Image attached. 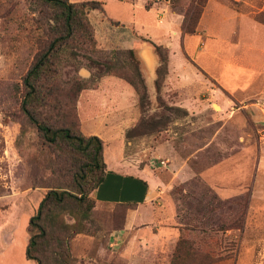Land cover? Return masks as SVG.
Here are the masks:
<instances>
[{"label":"rangeland","instance_id":"obj_1","mask_svg":"<svg viewBox=\"0 0 264 264\" xmlns=\"http://www.w3.org/2000/svg\"><path fill=\"white\" fill-rule=\"evenodd\" d=\"M178 1L177 9L186 12L191 0ZM213 1L215 32L205 34L204 43L189 41L191 49L207 48L199 56L206 70L198 68L210 88L191 99L189 109L178 92L164 90V82L156 80L152 90L146 83L137 94V115L119 132L120 150L104 144L108 162L119 158L148 167L164 181L152 206L155 219L125 228L124 208L96 201L87 214L66 211L67 223L78 231L68 244L72 264H171L181 237L192 252L189 264H264V0ZM54 16L55 9L39 0H0V264H37L26 256L29 219L49 189L73 186L79 168L80 155L65 141H45L21 110L23 78ZM90 21L98 27L97 44L75 41L71 53L62 55V81L83 77L85 70L90 78L108 64L131 77L137 66L144 77L137 53L132 58L120 47L121 35L115 33L106 48L104 31ZM161 47L154 48L158 77L169 55ZM111 76L122 79L102 78ZM62 108L42 109L43 115L54 121ZM65 112L77 129L70 110Z\"/></svg>","mask_w":264,"mask_h":264},{"label":"trees","instance_id":"obj_2","mask_svg":"<svg viewBox=\"0 0 264 264\" xmlns=\"http://www.w3.org/2000/svg\"><path fill=\"white\" fill-rule=\"evenodd\" d=\"M42 4L55 9L54 22L48 25V39L37 52L35 58L23 78V100L21 110L28 120L37 128L41 137L49 143L65 141L79 156V168L71 187H57L49 189L42 198L36 213L30 217L28 223L29 242L26 256L37 264H72L69 242L78 231L67 223L65 212L75 210L87 214L95 206V200L90 194L97 189L106 176L107 164L104 159V141L97 135L87 136L80 129L81 120L77 112V103L81 92L85 89L97 88V81L102 76L113 74L126 80L136 91L143 94L146 82L139 69L135 66V76L125 72L118 73L106 63L96 62L97 67L106 66L107 70H100L90 78L74 76L69 81H62V55H67L73 49L75 41L85 39L84 44H97L95 29L89 19V12L93 9L103 11L100 1L70 0H39ZM172 6L179 5L178 0H172ZM206 0H191L186 12L183 11L181 33L183 36L195 34L199 19L203 13ZM157 51L161 45L153 43ZM71 53V52H70ZM129 55L135 57L134 50H128ZM75 55V53L73 52ZM69 63V60H67ZM165 72L157 77L159 86L164 82V75L168 73V53L163 57ZM132 66L131 63L126 62ZM82 66L78 62L76 68ZM133 67V66H132ZM102 69V68H101ZM65 96L70 101L62 99ZM65 107V108H62ZM61 109L62 119L58 117L52 121L43 115L44 109ZM70 110L77 122H66V109ZM43 109V110H42ZM120 207V206H119ZM126 212L125 205H121ZM125 216V213H124ZM123 216V218H124ZM122 218V221H123ZM245 223V222H244ZM240 226L241 230L244 228ZM242 227V228H241ZM188 239L181 237L174 261L171 264H189L188 258L192 252L186 246ZM196 253L198 251L195 249ZM206 257L209 253L201 252ZM210 262H206L208 264ZM202 264V263H201Z\"/></svg>","mask_w":264,"mask_h":264},{"label":"crops","instance_id":"obj_3","mask_svg":"<svg viewBox=\"0 0 264 264\" xmlns=\"http://www.w3.org/2000/svg\"><path fill=\"white\" fill-rule=\"evenodd\" d=\"M97 1L102 3L103 11L91 10L89 17L104 31L105 41L102 45L106 48L113 46V39L119 33L120 47L134 50L143 63L145 82L150 90L154 88L160 64L153 43L168 48V73L163 88L178 92L181 99L188 101L183 105L192 109L191 99H196L202 89H209L210 86L205 81L206 75L201 72L206 69L199 58L207 54V48L191 49L189 41L195 38L197 44L204 43L205 34L215 32L216 16L212 14L214 1L209 0L195 34L185 36L180 28L183 8L177 9L180 5L173 7L172 0ZM112 22H116L121 30L115 29ZM93 25L98 36L97 24ZM107 28L110 30L108 33L105 31ZM89 74L88 70L82 73L85 78ZM77 107L82 131L86 135L99 136L105 147L110 144L120 150L122 137L119 132L127 129L138 113L137 93L127 81L106 77L99 80L97 88L81 92ZM105 162V179L92 193L97 206H127L123 218L125 228L142 226L154 220L155 209L152 206L164 191L160 189L164 181L148 167L128 165L119 158Z\"/></svg>","mask_w":264,"mask_h":264}]
</instances>
